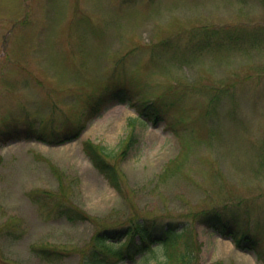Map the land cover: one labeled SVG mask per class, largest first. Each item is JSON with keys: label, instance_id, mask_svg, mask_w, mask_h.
<instances>
[{"label": "rangeland", "instance_id": "rangeland-1", "mask_svg": "<svg viewBox=\"0 0 264 264\" xmlns=\"http://www.w3.org/2000/svg\"><path fill=\"white\" fill-rule=\"evenodd\" d=\"M202 26L241 35L196 52ZM117 89L125 100L91 113ZM146 102L158 121L138 118ZM80 124L63 144L36 137ZM86 141L111 155L119 191ZM59 199L88 218L68 221ZM212 211L232 230L196 224L197 264H264V0H0V264H81L98 229L127 215Z\"/></svg>", "mask_w": 264, "mask_h": 264}, {"label": "trees", "instance_id": "trees-1", "mask_svg": "<svg viewBox=\"0 0 264 264\" xmlns=\"http://www.w3.org/2000/svg\"><path fill=\"white\" fill-rule=\"evenodd\" d=\"M234 28L209 26L196 28L195 37L190 42L191 49L196 52H203L219 44L222 47L228 46L230 45L228 41H237L240 38L241 32L234 31ZM262 41V37L252 34L251 46H258ZM124 94V91L117 89L102 95L91 106V113L94 114L93 112L97 108L114 96H117L120 100H125L127 96H124ZM136 111L140 119L149 118L153 122L160 119V109L154 102L143 103L136 107ZM83 126V124H80L72 129H67L63 133L46 135L43 132H38L36 137L43 142L59 145L79 137L84 129ZM133 141L134 135L126 141V144L130 145ZM83 149L93 165L105 175L111 186L119 191L120 175L110 163L109 158L111 155L104 147L90 141L84 143ZM54 211L62 214L70 222L88 218L86 213L63 199H59L54 204ZM196 224H203L219 233L225 229L232 230L229 229V224L225 222L222 214L218 211L193 215L190 221L159 220L130 214L124 218V221L105 225L98 229L91 239L93 244L89 252L82 257L81 264H125L124 262L127 260L133 261L135 256H139L144 262L152 261V264H197L201 243L196 233ZM135 237H138V243H135ZM246 238L247 235H244L242 241L238 240L236 244L244 248L243 242L247 241ZM249 242L251 243L250 250H254L257 244L256 241L252 239ZM32 250L44 261L52 260L57 254V251L55 252V250L53 251L48 247H33Z\"/></svg>", "mask_w": 264, "mask_h": 264}]
</instances>
